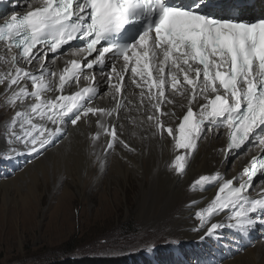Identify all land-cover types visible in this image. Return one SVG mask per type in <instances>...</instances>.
I'll return each mask as SVG.
<instances>
[{
  "label": "snow or ice",
  "instance_id": "snow-or-ice-1",
  "mask_svg": "<svg viewBox=\"0 0 264 264\" xmlns=\"http://www.w3.org/2000/svg\"><path fill=\"white\" fill-rule=\"evenodd\" d=\"M8 3L11 14L0 23V48L10 59L7 71L0 74V96L14 109L18 102L24 105V110L15 111L7 132L9 141L22 143L28 155L43 154L67 131L68 122L79 127L93 119V144L103 135L105 152L116 145L134 151L116 130L126 107L129 72L151 135L163 139L167 133L174 141L178 154L170 169L178 176L184 174L205 127L226 130L225 158L246 144L251 148L258 143L264 149V13L244 18L237 5L225 6L222 0ZM73 41L80 46H72ZM64 45L70 47L61 53ZM49 52L57 54L52 65L63 60L62 68L45 64ZM101 83L109 89L114 107L95 103ZM177 107L186 111L178 113ZM17 124L20 133L14 130ZM258 177L260 191L252 197L249 189ZM219 179V174L201 175L194 183ZM235 181L220 182L215 198L196 211L199 229L207 226L202 240H222L225 228L241 239L264 227V158L253 157L238 186ZM222 213L227 223L211 222Z\"/></svg>",
  "mask_w": 264,
  "mask_h": 264
},
{
  "label": "rangeland",
  "instance_id": "rangeland-1",
  "mask_svg": "<svg viewBox=\"0 0 264 264\" xmlns=\"http://www.w3.org/2000/svg\"><path fill=\"white\" fill-rule=\"evenodd\" d=\"M15 110L18 111V104L14 109L6 103L4 96H0V139L3 138L7 151L0 155V264H46L54 259L95 257L130 258L133 264H223L249 247V243L244 245L247 242L244 238L236 239L235 232L227 228L221 230L222 240L216 236L202 240L206 230L186 234L179 228H171L172 218L182 206L181 201L171 205L164 220L146 223L138 215L137 199L140 182H144V189L149 187L148 176L140 174L125 180L119 170L108 164L110 174L119 178L118 182L111 180L106 175V152L102 160L89 163L93 170L79 177L77 169H82L83 149L88 140V135L85 136L80 128L74 130L54 157L45 159L44 164H35L47 149L66 138L70 127L43 154L28 155L22 143L9 141L7 129L12 126ZM15 131L20 133L21 129ZM99 167L104 169L103 174L95 171ZM14 178V183L3 187V180ZM60 181L62 185L55 189ZM94 181L99 184L97 191L93 190ZM63 183L74 197L66 203V211L60 210L56 217L54 206L62 194ZM28 188L36 190L40 200L34 221L17 218ZM106 193L111 207L102 210ZM183 205L185 207L186 203ZM260 234L250 235L248 239ZM151 245L155 247L149 251ZM240 245L243 247L238 248ZM108 251L118 255H100ZM253 260L251 262L252 257L247 255L242 264H264V257Z\"/></svg>",
  "mask_w": 264,
  "mask_h": 264
},
{
  "label": "bare ground",
  "instance_id": "bare-ground-1",
  "mask_svg": "<svg viewBox=\"0 0 264 264\" xmlns=\"http://www.w3.org/2000/svg\"><path fill=\"white\" fill-rule=\"evenodd\" d=\"M249 1L251 0H247V2ZM250 6V12H264V0H253V3L250 4ZM24 7H26V5ZM10 10L11 4L8 3V0H0V23L3 22L4 17L10 16ZM17 10L23 11L22 8H18ZM72 46L79 47L80 45L76 44ZM69 47V45L62 47L60 52L63 53L64 51H67ZM0 55L5 56V59L0 60V74H3L7 71V60L10 59V57L6 55V49L2 48H0ZM40 55L43 56V52H41ZM56 55L57 54L49 52L45 59V64L50 67L62 68L64 66L63 60L58 61L56 65H52V59ZM34 63L36 62L34 61ZM34 71H36V69H34ZM129 76L130 72L125 76L124 96L127 97V99H125L126 107L121 109L119 114L120 120L116 124V130L120 138L124 139L130 147H133L135 150L128 151L122 146L116 145L113 150L107 151L106 175L110 177L111 180L118 182L119 178L110 174L108 164L119 170L121 177L125 180L130 176L136 178V176L140 174L147 175L149 180V187L147 190L144 189V182H140L141 190L139 191L137 199V212L139 217L146 223L162 221L170 212L171 205L176 201H181L182 206L180 211L173 216L171 228H179L186 234L203 233L207 226L204 229H199V221H197L198 219L195 217L196 211L206 207L211 200L215 198L219 184L223 180L235 177V185L238 186L244 168L249 166L251 159L261 148L258 143L251 148L246 144L240 150L234 151L231 155L225 158L224 149L228 143L226 130L213 129L212 131H208L207 127H205L204 133L197 141L196 149H194L191 155L187 158L184 174L178 176L170 169L171 160L176 154H178L173 149L174 141L171 137L167 136V133H164L166 137L164 136L163 139L151 135V131L146 123V115L140 108L138 98L139 89L131 84ZM3 87L4 86L1 85V89H3ZM100 88L101 92L96 97L95 103L103 107H114V100L109 93L107 86L101 83ZM175 99L178 103L181 100L180 97H176ZM129 100H131L132 103H129ZM22 109H24V105H20L18 102V111H21ZM175 110L178 113L186 111V109H180L179 107ZM133 120H135V123H133ZM176 123H178V121ZM70 125V122L66 125L67 129L70 127L66 138L60 140L61 142L58 145L53 146L51 149H47L46 153L34 163L44 164L45 159L54 157L67 138L72 135L74 130L80 128L85 133V136L88 135V140H85V146L83 149L82 169H77V174L80 177L84 173L93 170V167L91 168L89 163L104 158L106 148L105 140L107 138L102 135L100 140L93 144L91 141V135L96 131L94 119L91 124H80L79 127H71ZM14 129L19 130V128L15 127ZM0 141H2V143L0 142L2 145L0 147V155H4L5 152H7L5 149L6 146L3 142V138H1ZM80 144L82 145L83 141ZM74 170H76V168H74ZM95 171L100 175L104 169L99 167L95 169ZM217 174L220 176V179L217 181H208L203 185H195L194 183L201 175L212 176ZM15 178L9 181L3 180V187L14 183ZM259 184L260 178L258 177L254 179L253 187L249 189V194L252 197H256L257 193L260 191ZM60 185H62V181L56 183L55 189H58ZM92 185L93 190L96 189L97 191L99 185L98 182L94 181ZM18 192L21 193V190L18 189ZM107 193L106 202L103 203L102 210H105V207L107 209L111 207V203L107 202ZM73 197L74 193L67 184L63 183L62 194L58 198L57 204L54 206V215L56 217L60 210L66 211L65 205ZM39 201L36 190L32 191L28 188L25 197L22 198L21 201L20 209L22 212L19 216H17V212L15 216H17V218L22 217L25 221H34L40 206ZM184 203H186L185 207L183 205ZM221 220H224L225 223H227L223 213L219 216L213 217L211 222H218ZM256 229L251 232V235L253 236L256 233H261L260 236H257L256 238L251 236L250 240L248 239L249 236H243L247 241L244 242V245H246L245 243H249V247L244 253H239L233 259L230 258V260H225L223 264H242V259L247 255L252 257L251 262L254 261L253 259L264 257V227L257 226ZM242 247L243 246L240 245L238 248Z\"/></svg>",
  "mask_w": 264,
  "mask_h": 264
},
{
  "label": "trees",
  "instance_id": "trees-1",
  "mask_svg": "<svg viewBox=\"0 0 264 264\" xmlns=\"http://www.w3.org/2000/svg\"><path fill=\"white\" fill-rule=\"evenodd\" d=\"M133 264L134 262L130 258H119L115 259L112 257L108 258H84V259H54L52 261L46 262V264Z\"/></svg>",
  "mask_w": 264,
  "mask_h": 264
}]
</instances>
